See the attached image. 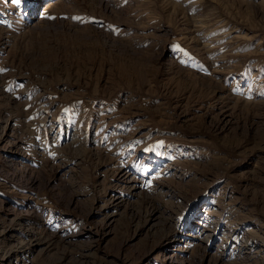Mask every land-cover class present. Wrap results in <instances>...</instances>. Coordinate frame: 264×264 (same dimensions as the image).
Segmentation results:
<instances>
[{
  "label": "rangeland",
  "instance_id": "obj_1",
  "mask_svg": "<svg viewBox=\"0 0 264 264\" xmlns=\"http://www.w3.org/2000/svg\"><path fill=\"white\" fill-rule=\"evenodd\" d=\"M0 264H264V0H0Z\"/></svg>",
  "mask_w": 264,
  "mask_h": 264
},
{
  "label": "snow or ice",
  "instance_id": "obj_2",
  "mask_svg": "<svg viewBox=\"0 0 264 264\" xmlns=\"http://www.w3.org/2000/svg\"><path fill=\"white\" fill-rule=\"evenodd\" d=\"M16 3H18V4H19V3H20V0H16Z\"/></svg>",
  "mask_w": 264,
  "mask_h": 264
}]
</instances>
